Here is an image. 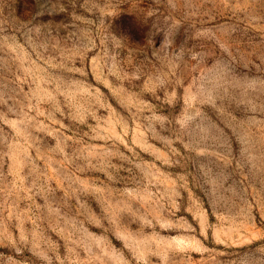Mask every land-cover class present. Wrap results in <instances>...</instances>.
<instances>
[{"label":"rangeland","instance_id":"1","mask_svg":"<svg viewBox=\"0 0 264 264\" xmlns=\"http://www.w3.org/2000/svg\"><path fill=\"white\" fill-rule=\"evenodd\" d=\"M0 264H264V0H0Z\"/></svg>","mask_w":264,"mask_h":264}]
</instances>
